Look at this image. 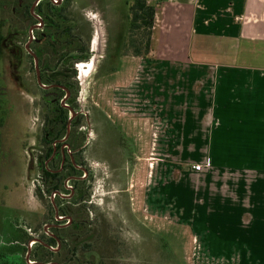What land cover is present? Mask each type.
I'll use <instances>...</instances> for the list:
<instances>
[{"label": "rangeland", "instance_id": "1", "mask_svg": "<svg viewBox=\"0 0 264 264\" xmlns=\"http://www.w3.org/2000/svg\"><path fill=\"white\" fill-rule=\"evenodd\" d=\"M133 1L62 0L55 4L66 8V24L72 32L82 41H89L88 60L74 65V107L80 114L76 128L86 129L88 121L91 129V139L82 151V167L90 173L89 181L84 183L89 196L80 206L87 214L88 229L93 230L94 257L99 264H189L197 230L184 224V214L175 212L184 202V195L194 203L189 194L191 182L185 185L184 181L174 188L172 194L182 197L171 211L154 204V187L171 176L168 165L172 159H179L176 169L181 170L201 162L186 163L180 159L184 153L175 158L165 151L167 134L161 131L160 121L156 123L138 111L139 106L136 108L134 87L144 76V58L150 51L145 57L133 54L127 34L128 9ZM145 1L156 8L150 41L154 35L163 37L179 27L183 0ZM11 6L7 0L0 12V24L2 18H11L5 21L3 30L15 33L0 62V264L25 260L29 241L50 236L55 223L50 203L54 207L56 203L61 202L60 207L64 204L58 197L51 199L40 180L38 160L47 147L42 143L46 101L24 49L30 27L21 10L12 18ZM169 13L174 20L168 18ZM40 29L34 26L32 36ZM144 34L140 29L131 36L139 43ZM177 46L174 41L172 47ZM91 60V71L81 81L79 69ZM54 143L56 140L52 146ZM95 154L103 159H96ZM34 247L32 243L28 256L31 263Z\"/></svg>", "mask_w": 264, "mask_h": 264}, {"label": "crops", "instance_id": "2", "mask_svg": "<svg viewBox=\"0 0 264 264\" xmlns=\"http://www.w3.org/2000/svg\"><path fill=\"white\" fill-rule=\"evenodd\" d=\"M181 5V26L154 35L134 92L165 151L201 171L172 159L154 204L173 210L172 191L191 182L194 203L184 195L175 212L197 230L189 264H264V0Z\"/></svg>", "mask_w": 264, "mask_h": 264}, {"label": "trees", "instance_id": "3", "mask_svg": "<svg viewBox=\"0 0 264 264\" xmlns=\"http://www.w3.org/2000/svg\"><path fill=\"white\" fill-rule=\"evenodd\" d=\"M6 1H2L3 6L0 3V12L6 6ZM9 2L10 6L12 5L10 9L12 18H16L18 11L21 10L29 27L38 23L36 18L30 13V6H32L34 0H9ZM155 9L154 6H151L145 0H134L129 6L127 34L131 37H129L131 48L135 56L145 57L149 52L151 47L150 29L153 28ZM33 12L41 20L43 26H41L40 31H35L36 34L28 46L38 60L37 67L41 84L47 86L46 89L37 86L44 95V100L46 101L45 111H47L42 141L47 148L38 163L41 166L40 180L45 186V192L51 195L55 190L62 188V181L66 176L77 173L68 162L71 172L51 174L44 161L52 153V142L64 136L69 112L60 103L66 95L65 91L68 92L65 104L72 110H76L74 103L77 93V82L74 65L88 60L89 41H82L79 35L72 32L70 25L66 24L67 15L64 6L55 5L51 0H41L37 6H34ZM2 19L3 23L0 24V62L6 54V49L10 46V40L15 38L14 32H7L6 28L3 30L5 21H10L11 18ZM140 29H143L145 34L138 43L131 34ZM28 57L32 60V68L34 70L33 57L30 54H28ZM56 168H58V165ZM72 183L75 184L74 181ZM38 193V196L42 197L41 192ZM88 195L89 192L82 187L78 196H73L69 202H64L61 207V202L55 204L59 215L71 218L70 224L63 227L58 223H54L50 236L46 234V237L44 235L43 238L34 243L33 260L31 261L35 264H99V261H96L94 257L96 251L93 250V230L88 229L87 214L83 210L74 207L79 201H86ZM53 206L50 203L51 209L54 208ZM51 248L57 249L52 250ZM1 264L29 263L21 260L19 262L4 261Z\"/></svg>", "mask_w": 264, "mask_h": 264}, {"label": "flooded vegetation", "instance_id": "4", "mask_svg": "<svg viewBox=\"0 0 264 264\" xmlns=\"http://www.w3.org/2000/svg\"><path fill=\"white\" fill-rule=\"evenodd\" d=\"M36 22L38 21L36 20ZM34 25L36 26L37 23ZM41 26H43L42 23L40 24V26H37V27H41ZM75 112H76V115L72 119L71 123H69L68 134L66 133V125H65L64 136L61 139L56 140V144L54 143L52 146L53 148L52 153L50 154L49 158L45 160L46 164L44 161V164L48 166V170L51 172V174H58V173L66 174L68 171L71 172L70 168L68 167L69 166L68 162L77 171V173L74 175L69 174L68 176H66V178L62 181V188L54 191V192L60 193L63 197H65V198H60V194L55 196V198L58 197L57 200L62 199L64 202H69V200L72 199L73 196H78V193H80V188L82 189L83 187L84 189V183H86L90 179L89 170L87 168L82 167V161L84 159V157L82 156V151L83 149H85L87 143L89 142V139H91V136H90L91 129L89 131L90 127H89L88 121L86 123V129L78 128V126L76 128V123H77L76 119H77V116H79L80 114H78L76 110ZM84 117L87 120V115H84ZM82 129H85L84 137H83ZM75 130H77L76 138H75L77 144L75 145V148H74V144H73L74 135L73 134L74 132H76ZM63 139L65 140L63 141ZM98 139H92V140H98ZM79 141H80V144H79ZM99 148L100 146H98L96 149H99ZM98 156L99 154H95L96 159H101ZM55 162H57V164H55ZM55 165L56 166L58 165V168H56ZM69 181L71 182V185L67 186ZM73 181L75 182V184L72 183ZM66 187H69V188H66ZM61 191H64V192H61ZM84 202H85L84 200L79 201L78 203L74 205V207L82 210L80 205L81 203H84ZM61 216H64V215H61ZM65 217L66 216H64V218ZM70 219L69 221L66 219L62 221H55V223H58L59 225L64 227L70 224Z\"/></svg>", "mask_w": 264, "mask_h": 264}, {"label": "water", "instance_id": "5", "mask_svg": "<svg viewBox=\"0 0 264 264\" xmlns=\"http://www.w3.org/2000/svg\"><path fill=\"white\" fill-rule=\"evenodd\" d=\"M41 0H34V2H33V4H32V6H30V13L36 18V20L41 24V20L34 14V12H33V8H34V6H37L38 5V3L40 2ZM52 1V0H51ZM34 26L35 25H32L29 29H28V33H29V39H28V41H27V43H26V45H24V49L27 51V53L28 54H30L32 57H33V60H34V71H35V76H36V84H37V86L39 87V88H42V89H46L47 88V86H44V85H42L41 84V80H40V76H39V71H38V67H37V64H38V60H37V58H36V56H35V54L33 53V52H31V50L29 49V44H30V42H31V40L33 39V37H32V35H31V32H32V29L34 28ZM65 93H66V95L64 96V98L61 100V106H63V107H65L67 110H68V112H69V117H68V121L66 122V133L68 134V130H69V123H71V121H72V119L74 118V116L76 115V112L74 111V110H72V108H70V107H68L67 105H65L64 103H65V99H66V97L68 96V92L67 91H65ZM65 139H63V141H64ZM54 207V206H53ZM54 211H55V218H54V220L55 221H58V220H61L62 218H60L59 216H58V212H57V210H56V207H54ZM69 217H68V221H69ZM38 240H34V242H30L29 241V248L27 249V253H26V256H25V261L27 262V263H29V264H35L34 262H29V259H28V256H30V246L32 245V243H35V242H37ZM57 249V248H56ZM56 249H52V250H56ZM46 264H48V263H46ZM49 264H51V263H49Z\"/></svg>", "mask_w": 264, "mask_h": 264}, {"label": "bare ground", "instance_id": "6", "mask_svg": "<svg viewBox=\"0 0 264 264\" xmlns=\"http://www.w3.org/2000/svg\"><path fill=\"white\" fill-rule=\"evenodd\" d=\"M98 35V34H97ZM97 39V37L95 38ZM94 61V60H93ZM93 61L91 60L90 62H88L86 65H83L82 67H80L79 69V78L81 81L84 80L85 77H87L91 71V65H93ZM94 68V67H93ZM84 83V82H83Z\"/></svg>", "mask_w": 264, "mask_h": 264}, {"label": "built area", "instance_id": "7", "mask_svg": "<svg viewBox=\"0 0 264 264\" xmlns=\"http://www.w3.org/2000/svg\"><path fill=\"white\" fill-rule=\"evenodd\" d=\"M61 2L62 0H52V2L53 3H55V4H58V2ZM39 23V22H38ZM37 23V25L36 26H40V24H38ZM32 35V34H31ZM33 37V36H32ZM191 168L194 170V171H196V172H200L201 171V165L200 164H195V165H192L191 166ZM67 185V184H66ZM67 186H69V185H67ZM66 188H69V187H66ZM60 193H58V192H52L51 193V199H54L55 198V196L56 195H59ZM50 196V195H49ZM60 196H62L61 194H60ZM60 218H62V219H65L66 218V220H67V217H60Z\"/></svg>", "mask_w": 264, "mask_h": 264}]
</instances>
